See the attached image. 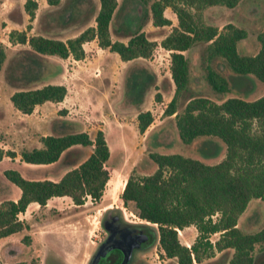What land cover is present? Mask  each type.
I'll return each mask as SVG.
<instances>
[{"label": "trees", "instance_id": "16d2710c", "mask_svg": "<svg viewBox=\"0 0 264 264\" xmlns=\"http://www.w3.org/2000/svg\"><path fill=\"white\" fill-rule=\"evenodd\" d=\"M139 1L155 26L171 23L163 14L165 7H170L177 19L159 41L169 51V73L174 84L162 113L173 115L177 134L184 143L200 136H214L225 144V150L214 163L178 152L150 151L148 156L156 165L154 170L128 173L119 196L123 203H131L132 211L138 217L156 225L155 246L162 257L173 259L175 264H220L221 255L225 253L228 254L227 264H254L255 246L264 250V220L260 228L246 232L238 227L237 218L249 199L259 198L264 203V92L254 99L230 95L215 101L205 95L193 94L185 96L181 104L178 99L187 90L189 79L188 59L183 51L196 42L203 43L207 59H221L236 77L251 74L264 84V28L256 33L257 50L251 54L239 53L236 43L246 31L231 22L220 28L204 23L200 14L208 5L233 6L239 0ZM97 2L93 24L73 36L61 39L38 33L27 35L24 31L17 33V41L27 43L29 48L16 61L10 60L6 67L7 80L22 83L36 78L40 55L80 59L84 56L83 43L91 39H95L98 46L117 53L121 60L147 57L155 42L141 30V23L135 21L133 26L120 27L126 40L112 39L108 25L117 0ZM33 6L34 0H25L24 7L29 15L33 14ZM4 57L0 47V67ZM205 78L215 92H224L229 87L227 77L208 65ZM154 80L152 71L143 66L137 68L128 87L129 92L138 95L136 98L134 94L130 95L134 102L141 101L144 91ZM65 94L64 84L43 83L14 89L9 100L18 111L29 113L44 101H61ZM153 98L160 100V92H154ZM65 112L64 108L57 110L59 116ZM152 119L150 110H139L136 113L137 130L142 133ZM39 140L41 145L38 147L20 149L19 160L29 164L58 163L66 169L54 179L45 175L27 177L11 167L3 170V178L19 188V195L16 199L0 197V237L23 227L18 214L29 202L44 205L52 196L66 195L74 204H82L87 196L98 199L106 181L110 180L105 166L109 150L101 129H96L90 136L85 130H74L66 120L55 117L51 121V132L41 135ZM201 142L203 152L214 153L210 148L211 140ZM77 146L90 147L80 161L68 157ZM8 153L11 157L15 155L11 151ZM0 186L1 193L3 186ZM190 224L196 233L186 245L180 242L176 228ZM214 233L217 236L211 239ZM217 251L223 253L202 262ZM8 264L27 263L20 260Z\"/></svg>", "mask_w": 264, "mask_h": 264}, {"label": "rangeland", "instance_id": "374dc122", "mask_svg": "<svg viewBox=\"0 0 264 264\" xmlns=\"http://www.w3.org/2000/svg\"><path fill=\"white\" fill-rule=\"evenodd\" d=\"M34 1L35 6L31 7L33 14L29 15L24 7L25 0H0V47L5 53L0 67V178L8 167L18 169L27 177L45 175L52 179L66 169L58 163L29 164L19 160L20 149L40 146V136L51 132V121L58 117L66 120L72 129L85 130L90 136L96 129L103 131L109 150L105 166L110 181H106L98 199L87 196L82 204H74L66 195L52 196L44 205L29 202L18 214L23 227L0 239V264L20 260L27 264H86L94 241L102 234L100 214L105 203L122 205L125 216L152 226L155 236L157 234L156 225L138 217L130 202L121 203V189L113 193L117 179L124 184L130 172L142 174L153 171L156 165L148 156L150 151L178 152L205 163H214L222 157L225 144L214 136H200L184 143L177 134L173 115L162 113L174 88L169 73V51L159 43L171 25L177 22L170 7H165L163 14L171 23L155 26L148 11L141 9L139 0H117L108 25L111 38L126 40L120 27L140 22L141 30L155 42L147 57L121 60L117 53L98 46L96 40L91 39L82 45V58L40 55L36 78L22 83L9 82L6 78L8 63L11 59L16 61L29 48L27 43L17 41V33L24 31L27 35L38 33L65 39L93 24L92 15L98 7L97 0ZM200 14L204 23L219 28L226 22L242 27L246 33L236 43L239 53L251 54L257 50L256 33L264 28V0H239L233 6L208 5L201 9ZM203 47V43L196 42L183 51L188 59L189 79L187 90L178 99L179 104L188 94L205 95L220 101L230 95L254 99L264 92V84L256 77L251 74L244 78L236 77L221 59H207ZM206 65L227 77L229 87L226 91L215 92L209 86L205 78ZM140 66L152 71L155 80L144 91L141 101L134 102L130 95L134 94L135 98L138 95L129 92L128 87ZM43 83L64 84V98L59 102L44 101L29 113H22L12 106L9 95L14 89ZM156 91L160 92V100L153 98ZM59 108L66 110L62 116L57 114ZM145 109L150 110L153 119L140 133L136 126V113ZM205 139L213 142L210 148L214 153L202 151L201 141ZM9 151L15 155L11 157ZM89 151L88 146H77L68 153V157L80 161ZM263 220V201L251 198L238 217V227L246 232L255 231L262 226ZM194 232V229L186 228L177 235L183 241L191 238ZM216 236L217 233L212 234L211 239ZM222 253L217 251L202 262L218 258ZM253 253L254 264H264V250L260 251L256 245ZM227 256L226 253L221 255L220 264H227ZM142 257L148 263L175 264L171 261L173 259L162 257L156 246L147 248Z\"/></svg>", "mask_w": 264, "mask_h": 264}, {"label": "flooded vegetation", "instance_id": "af4514ba", "mask_svg": "<svg viewBox=\"0 0 264 264\" xmlns=\"http://www.w3.org/2000/svg\"><path fill=\"white\" fill-rule=\"evenodd\" d=\"M113 203L101 207L102 234L94 241L86 264H155L142 257L147 248L155 246L153 227L128 218L122 205Z\"/></svg>", "mask_w": 264, "mask_h": 264}, {"label": "crops", "instance_id": "0c3cea01", "mask_svg": "<svg viewBox=\"0 0 264 264\" xmlns=\"http://www.w3.org/2000/svg\"><path fill=\"white\" fill-rule=\"evenodd\" d=\"M76 60V59H75ZM39 145H36V147H38ZM114 180H115V178H114ZM118 180V179H117ZM0 181H1V185L3 186V188H2V192L0 193V197H9V198H11V199H16V197L19 195V188L16 186V185H14L13 183H11V182H8L7 180H5L4 178H3V174H2V178H0ZM110 181V180H109ZM124 182V181H123ZM17 188H18V190H17ZM36 203V202H35ZM29 204V203H28ZM38 204V203H37ZM237 225H238V218H237ZM186 228H188V229H194V234L192 235V237L191 238H187V239H184L183 241L182 240H180V242H182V243H184V244H186V245H189V243L192 241V239H193V237H194V235H195V233H196V230H195V228H194V226L192 225V224H190V225H187V226H185V227H183V228H181L180 230L181 231H185V229ZM191 231V230H190ZM180 234V233H179ZM8 235H10V234H8ZM8 235H5V236H1L0 237V239H2L3 237H7Z\"/></svg>", "mask_w": 264, "mask_h": 264}, {"label": "bare ground", "instance_id": "6f19581e", "mask_svg": "<svg viewBox=\"0 0 264 264\" xmlns=\"http://www.w3.org/2000/svg\"><path fill=\"white\" fill-rule=\"evenodd\" d=\"M123 184L120 182L115 181V184L113 185V193H116L118 190L122 189Z\"/></svg>", "mask_w": 264, "mask_h": 264}, {"label": "built area", "instance_id": "2783aa9c", "mask_svg": "<svg viewBox=\"0 0 264 264\" xmlns=\"http://www.w3.org/2000/svg\"><path fill=\"white\" fill-rule=\"evenodd\" d=\"M176 231H177L178 234L180 233V229L176 228Z\"/></svg>", "mask_w": 264, "mask_h": 264}]
</instances>
